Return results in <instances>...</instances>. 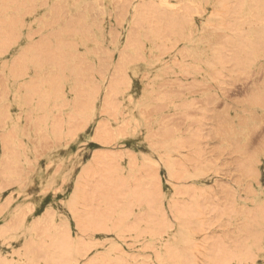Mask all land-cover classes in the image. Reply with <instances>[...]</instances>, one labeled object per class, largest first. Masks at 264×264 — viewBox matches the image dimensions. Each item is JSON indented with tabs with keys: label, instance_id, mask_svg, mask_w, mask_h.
Returning a JSON list of instances; mask_svg holds the SVG:
<instances>
[{
	"label": "rangeland",
	"instance_id": "rangeland-1",
	"mask_svg": "<svg viewBox=\"0 0 264 264\" xmlns=\"http://www.w3.org/2000/svg\"><path fill=\"white\" fill-rule=\"evenodd\" d=\"M0 70V264H264V0H0Z\"/></svg>",
	"mask_w": 264,
	"mask_h": 264
},
{
	"label": "bare ground",
	"instance_id": "bare-ground-1",
	"mask_svg": "<svg viewBox=\"0 0 264 264\" xmlns=\"http://www.w3.org/2000/svg\"><path fill=\"white\" fill-rule=\"evenodd\" d=\"M59 1H61V0H59ZM76 1H77V0H76ZM163 1H164V0H163ZM59 3H60V2H59ZM73 4H74V3H73ZM98 4H100V2H99ZM160 4H161V3H159V5H160ZM161 5H162V4H161ZM162 6H164V5H162ZM165 6H166V5H165ZM59 8H60V7H59ZM161 8H162V7H161ZM162 9H163V8H162ZM57 10H59V9L57 8ZM59 12H60V11H59ZM77 12H78V11H77ZM164 12H165V11H164ZM134 14H135V13H134ZM138 14H139V13H138ZM77 15H78V14H77ZM79 15H80V14H79ZM93 15H94V14H93ZM93 15H91V16H93ZM95 15H96V13H95ZM163 15H164V13H163ZM165 15H166V13H165ZM73 16H74V15H73ZM73 16H72V17H73ZM75 16H76V14H75ZM135 16H136V15H135ZM78 17H79V16H78ZM84 17H85V16H84ZM94 17H95V16H94ZM162 17H163V16H162ZM59 18H60V17H59ZM92 18H93V17H92ZM60 19H61V18H60ZM60 19H59V20H60ZM67 19H71V18H68V17H67ZM93 19L95 20V18H93ZM164 19H165V18H164ZM59 20H58V21H59ZM76 20H77V22H78V19H77V18H76ZM76 20H75V21H76ZM79 20H80V19H79ZM90 20H91V19H90ZM122 20H123V19H122ZM165 20H166V19H165ZM71 21H72V19L68 21V22H70V24L68 23L70 26L72 25ZM73 21H74V20H73ZM83 22H84V18H83ZM83 22H82V23H83ZM94 22H95V21H94ZM78 23H79V22H78ZM82 23H81V24H82ZM58 24H59V22H58ZM68 24H67V26H69ZM83 25H84V23H83L82 25H80V26H83ZM92 25H93V23H92ZM97 25H98V24H97ZM65 26H66V25H65ZM75 26H76V25H75ZM77 26H78V25H77ZM80 26H79V27H80ZM85 26H86V25H85ZM85 26H84V29L86 28ZM87 26H88V25H87ZM94 26H95V25H94ZM120 26H121V25H120ZM133 26H134V25H133ZM62 27H63V26H62ZM96 27H97V26H96ZM63 28H64V27H63ZM70 28L74 29V28H73V25H72V27H70ZM88 28H89V27H88ZM98 28H100V27H98ZM133 28H135V27H133ZM96 29H97V28H96ZM131 29H132V28H131ZM61 30H62V29H60V32H61ZM65 30H67V29H65ZM69 30H70L71 33L73 32V31H71V29H69ZM82 30H83V29H82ZM97 30H98V29H97ZM133 30H134V29H133ZM135 30H136V29H135ZM58 31H59V30H58ZM58 31H57V32H58ZM78 31H79V30H78ZM92 31H93V30H92ZM136 31H137V30H136ZM67 32H68V31H67ZM67 32H66V33H67ZM70 32H69V33H70ZM74 32H76V31H74ZM74 32H73V33H74ZM80 32H81V31H80ZM80 32H79V33H80ZM84 32H85V30H84ZM87 32H88V31H87ZM97 32H98V31H97ZM101 32H102V30H101ZM130 32H131V31H130ZM85 33H86V32H85ZM85 33H84V35L86 36ZM90 33H91V31H90ZM93 33H94V32H93ZM127 33H128V32H127ZM134 33H135V32H134ZM134 33H133V34H134ZM60 35H61V34H60ZM62 35H64V34H62ZM67 35H68V34H67ZM130 35H132V34H130ZM134 35H135V34H134ZM143 35H144V34H143ZM145 35H146V34H145ZM71 36H73V34H71ZM76 36H77V34H76ZM138 36H139V35H138ZM62 37H63V36H62ZM68 37H69V36H68ZM91 37H94V38H95V36H91ZM57 38H59V36H58ZM69 38H70V37H69ZM73 38H74V37H73ZM116 38H117V37H116ZM127 38H128V37H126V39H127ZM143 38H144V37H143ZM63 39H64V38H63ZM70 39H71V38H70ZM92 39H93V38H92ZM129 39H131V38H129ZM129 39H128V40H129ZM132 39H133V38H132ZM132 39H131V40H132ZM138 39H140V38H138ZM55 40H57V39H55ZM59 40H60V39H59ZM82 40H83V39H82ZM134 40H135V38H134ZM134 40H133V41H134ZM136 40H137V36H136ZM60 41H63V40L61 39ZM111 41H113V40H111ZM129 41H130V40H129ZM129 41H128V42H129ZM64 42H65V41H64ZM69 42H70V41H69ZM73 42H74V41H72L71 44H73ZM79 42H80V41H79ZM128 42H127V44H130V43L134 44L132 41H130V43H128ZM134 42H135V41H134ZM136 42H137V41H136ZM136 42H135V44L133 45V46L135 47V49H136V46H135V45H137ZM138 42H139L138 44H140V41H138ZM59 43H60V42H59ZM65 43H67V46H68V42H65ZM114 43H115V41H114ZM114 43H113V44H114ZM62 44H63V42H62ZM132 44H131V45H132ZM57 45H58V44H57ZM143 45H144V44H142V46H143ZM59 46H60V45H59ZM73 46H74V45H73ZM73 46H70V45H69V47H73ZM76 46H77V45H76ZM114 46H115V45H114ZM126 46H127V45H126ZM137 46H138V45H137ZM140 46H141V45H140ZM140 46H138V47H140ZM64 47H66V46L64 45ZM74 47H75V46H74ZM131 47H132V46H131ZM58 48H59V47H58ZM62 48H63V47H62ZM67 48H68V47H67ZM83 48H84V47H83ZM125 48H126V47H125ZM56 49H57V48H56ZM65 49H66V48H65ZM65 49H64V51H63L62 53L65 52ZM69 49H71V48H69ZM72 49H73V48H72ZM75 49H76V47H75ZM75 49H74V50H75ZM123 49H124V48H123ZM126 49H127V48H126ZM139 49H140V48H139ZM142 49H144V48H142ZM59 50H61V49H58V51H59ZM95 50H96V49H95ZM97 50L99 51V49H97ZM97 50H96V51H97ZM136 50H137V49H136ZM93 51H94V50H93ZM124 51H125V50H124ZM139 51H140V50H139ZM141 51H142V50H141ZM141 51H140V52H141ZM144 52H145V51H144ZM68 53H72V52H69V51H68ZM65 54H66V53H65ZM78 54H79V53H78ZM96 54H97V52H96ZM135 54H136V53H135ZM137 54H138V53H137ZM60 55H62V54H59V56H60ZM66 55H67V54H66ZM98 55H99V54H98ZM55 56H56V55H55ZM55 56H54V57H55ZM57 56H58V53H57ZM73 56H74V55L72 54V57H73ZM76 56H77V55H76ZM78 56H79V55H78ZM123 56H125V54H124V55H121V56H119V57L122 58ZM126 56H127V55H126ZM129 56H132V55H129ZM110 57H111V55H110ZM127 57H128V56H127ZM18 58L20 59V57H18ZM18 58H17V59H18ZM57 58H58V57H57ZM57 58H56V59H57ZM69 58H71V57H69ZM73 58H74V57H73ZM73 58H72L71 60H73ZM78 58H79V57H78ZM124 58H125V57H124ZM13 59L17 60L16 57L13 58ZM23 59H24V58H23ZM53 59H54V58H53ZM61 59H63V58L61 57ZM65 59H66V58H65ZM119 59H120V58H119ZM15 60H14V62H15ZM26 60H27V59H26ZM46 60H47V59H46ZM48 60L50 61V59H48ZM48 60H47L46 62H48ZM54 60H55V59H54ZM74 60H76V59H74ZM77 60H78V59H77ZM77 60H76V61H77ZM20 61H21V59H20ZM24 61H25V60H24ZM34 61L36 62V60H34ZM37 61H39V59H38ZM43 61H44V60H43ZM52 61H53V60H52ZM52 61H51V62H52ZM60 61H61V60H60ZM66 61H68V60H66ZM11 62H13V61H11ZM11 62H10V63H11ZM14 62H13V63H14ZM17 62H18V61H17ZM21 62H22V61H21ZM27 62H28V61H27ZM31 62H32V61H31ZM31 62H30V64L33 63V62H32V63H31ZM35 62H34V64H35ZM55 62H56V61H55ZM55 62H54V65L57 66V69H56V71H57V70H59V68H58V64H56L58 61H57L56 63H55ZM6 63H7V62H6ZM13 63H12V64H13ZM15 63H16V62H15ZM15 63H14V64H15ZM58 63H59V62H58ZM19 64H20V63H19ZM23 64H24V63L22 62V65H21V64H20V65H21V66H25V65H23ZM36 64H37V63H36ZM66 64H67V63H66ZM10 65H11V64H10ZM54 65H52V66H54ZM5 66H6V65H5ZM15 66H17V65L15 64ZM32 66H33V65H32ZM48 66H49V65H48ZM59 66H60V65H59ZM63 66H64V69L67 67L66 65H63ZM63 66H62V68H63ZM65 66H66V67H65ZM73 66H74V64H73ZM103 66H104V65H103ZM25 67H27V66H25ZM37 67H38V66H37ZM42 67H44V66L41 65L40 68H42ZM49 67H51V65H50ZM70 67H71V66H70ZM70 67H69V69H70ZM74 67H76V66H74ZM105 67H106V66H105ZM117 67H118V66H117ZM12 68H14V67H11V66L9 67V69H12ZM32 68H33V67H32ZM54 68H56V67H54ZM60 68H61V66H60ZM1 69H2V68H1ZM4 69H5V68H4ZM19 69L21 70V68H19ZM19 69H18V70L16 69V70H17V71H20ZM72 69H73V68H72ZM75 69H76V68H75ZM75 69H74V71H75ZM102 69H104V68H102ZM106 69H107V67H106ZM2 70H3V69H2ZM34 70L36 71V66L34 67ZM100 70H101V69H100ZM12 71H13V70H12ZM23 71H24V70H23ZM23 71H22V72H23ZM27 71H28V70H27ZM27 71H26V72H27ZM51 71H52V70H51ZM51 71H50V72H51ZM63 71H64V70H62V72H63ZM71 71H72V70H71ZM71 71H70V72H71ZM101 71H102V70H101ZM0 72H1V70H0ZM9 72H11V71H9ZM14 72H15V71H14ZM14 72H13V73H14ZM40 72H41V71H40ZM47 72H48V71H47ZM59 72H60V71H59ZM59 72H58V73H59ZM66 72H67V71H66ZM15 73L17 74V72H15ZM44 73H45V72H44ZM56 73H57V72H56ZM96 73H97V72H96ZM7 74H8V73H7ZM23 74H24V76H26V75H25L26 73H21V75H23ZM34 74H35V73H34ZM42 74H43V73H42ZM45 74H46V73H45ZM103 74H104V73H103ZM103 74H101V75H103ZM0 75H2V74H0ZM4 75H5V74H4ZM13 75H14V74H13ZM18 75H19V74H18ZM21 75H20V77H22ZM46 75H47V74H46ZM51 75H52V74H51ZM54 75H55V74L53 73V76H54ZM56 75H58V74H56ZM71 75H72V74H71ZM44 76H45V75H44ZM61 76H64V75L61 74ZM73 76H75V75H73ZM1 77H2V76H1ZM4 77H5V76L2 77V81H3V78H4ZM13 77H15V76H13ZM13 77L11 76V79H12ZM27 77H28V75H27ZM41 77H42V76H41ZM48 77H50V74H49ZM54 77H55V76H54ZM56 77H57V76H56ZM16 78H17V77H16ZM32 78H33V77H32ZM36 78H37V76H36ZM38 78H39V77H38ZM38 78H37V79H38ZM43 78H45V77H43ZM58 78H59V76H58ZM6 79H7V78H6ZM13 79H14V78H13ZM19 79H21V78H19ZM46 79H50V81H51L52 78H51V77H50V78H47V77H46ZM53 79H54V78H53ZM56 79H57V78H56ZM75 79H76V78H75ZM29 80H31V79H29ZM32 80H33V79H32ZM39 80H40V79H39ZM59 80H61V78H60ZM94 80H95V78H94ZM2 81H1V82H2ZM12 81H13V80H12ZM14 81H15V80H14ZM37 81H38V80H37ZM44 81L47 82V80H45V79H44ZM52 81H53V80H52ZM52 81H51V82H52ZM57 81H58V80H56V82H57ZM61 81H62V80H61ZM76 81H77V80H76ZM4 82H5V81H4ZM4 82H3V84H4ZM6 82H7V80H6ZM8 82H9V81H8ZM28 82H29V81H28ZM38 82H39V81H38ZM42 82H43V79H42ZM42 82H41V83H42ZM51 82H49V83H51ZM58 82H59V81H58ZM29 83H30V82H29ZM29 83H27V84H29ZM44 83H45V82H44ZM90 83H92V81H91ZM5 84H6V83H5ZM31 84H36V83H31ZM59 84H60V82H59ZM62 84H63V83H62ZM19 85H20V84H19ZM19 85H18V86H19ZM45 85H47V83H46ZM51 85H52V83H51ZM51 85H49V86L51 87ZM56 85H57V84H56ZM76 85H77V84H76ZM94 85H95V84H94ZM0 86H1V88H2V85H0ZM21 86H22V85H21ZM40 86H41V84H40ZM42 86H43V85H42ZM49 86H48L47 89H49ZM54 86H55V85H54ZM91 86H92V85H91ZM91 86H90V87H91ZM5 87H6V86H4V88H5ZM23 87H25V85H23ZM26 87L28 88V86H26ZM37 87L39 88V85H38ZM62 87H63V86H62ZM73 87H74V86H73ZM75 87H76V86H75ZM20 88H22V87H20ZM27 88H23V89H24V90H25V89L27 90ZM32 88H33V87H32ZM34 88H36V87H34ZM53 88L55 89V87H53ZM57 88H58V87H57ZM57 88H56V89H57ZM71 88H72V87H71ZM96 88H97V87H96ZM2 89H3V88H2ZM12 89H13V88H12ZM18 89H19V87H18ZM28 89H29V88H28ZM39 89H40V88H39ZM39 89L37 90L38 93H39ZM50 89H51V88H50ZM59 89H60V88H59ZM78 89H79V88H78ZM88 89H89V88H88ZM3 90H5V89H3ZM19 90H20V89H19ZM31 90H32V89H31ZM45 90H46V88H45ZM72 90H73V88H72ZM74 90H75V89H74ZM74 90L72 91V93L75 92ZM92 90H93V89H92ZM1 91H2V90H1ZM62 91H63V88H62ZM76 91H78V90H76ZM2 92H3V91H2ZM15 92H16V91H15ZM27 92H28V91H27ZM29 92H30V91H29ZM44 92H45V91L43 90V93H44ZM52 92H53V91H52ZM55 92H56V90L54 91V93H55ZM108 92H109V91H108ZM0 93H1V92H0ZM6 93H7V92H6ZM9 93H10V92H9ZM33 93H34V91H33ZM47 93H48V92H47ZM56 93H57V92H56ZM60 93H62V92H60ZM75 93H76V92H75ZM110 93H111V92H110ZM1 94H3V93H1ZM1 94H0V95H1ZM13 94H14V93H13ZM49 94H50V93H49ZM79 94H80V93H79ZM79 94H78V96H81V95H79ZM22 95H23V94H22ZM24 95H25V93H24ZM31 95H32L31 97H33V94H31ZM35 95H36V94H35ZM42 95H43V94H42ZM54 95H55V94H54ZM54 95H52V96H54ZM60 95H62V94H60ZM64 95H65V93H64ZM6 96H7V95H6ZM13 96H14V95H13ZM19 96H20V95H19ZM27 96H28V95H27ZM40 96H41V95H40ZM48 96H49V95H48ZM62 96H63V95H62ZM75 96H76V94H75ZM4 97H5V96H4ZM4 97H3V98H4ZM29 97H30V96H29ZM29 97H28V98H29ZM31 97H30V98H31ZM38 97H39V96H38ZM45 97H46V96H45ZM49 97L51 98V96H49ZM19 98H20V97H19ZM26 98H27V97H26ZM26 98H25V100H26ZM42 98H43V97H42ZM80 98H81V97H80ZM83 98H84V96H83ZM83 98H82V99H83ZM5 99H7V98L5 97ZM13 99H15V97L12 98V100H13ZM17 99H18V98H17ZM20 99H21V98H20ZM45 99H46V98H45ZM45 99H44V100H45ZM55 99H56V96H55ZM76 99H78V98H76ZM111 99H112V98H111ZM38 100H40V98H39ZM46 100H48V99H46ZM46 100H45V101H46ZM52 100H53V99H52ZM59 100H60V99H59ZM79 100H80V99H79ZM113 100H114V99H113ZM210 100H211V99H210ZM0 101H2V100H0ZM21 101H22V100H21ZM28 101H29V100H28ZM32 101H33V100H32ZM36 101H37V100H36ZM80 101H81V100H80ZM89 101H90V100H89ZM213 101H214V99H213ZM213 101H212V102H213ZM13 102H14V101H13ZM22 102H23V101H22ZM29 102H30V101H29ZM38 102H39V101H38ZM72 102H73V100H72ZM82 102H83V101H82ZM82 102H80V103L82 104ZM114 102H115V101H114ZM6 103H7V102H6ZM27 103H28V102H27ZM32 103H33V102H32ZM62 103H64V102H62ZM66 103H67V102H66ZM66 103H64V104L66 105ZM77 103H78V102H77ZM77 103H75L76 106H77ZM107 103H108V101H107ZM207 103L210 104V102H207ZM8 104H9V103H8ZM8 104H6V105L4 104V106L7 107ZM24 104H26V103H24ZM53 104H54V103H53ZM53 104H52V105H53ZM115 104H116V103H115ZM211 104H213V103H211ZM211 104H210V105H211ZM22 105H23V104H22ZM26 105H30V106H31L32 104L30 103V104H26ZM37 105H38V104H37ZM42 105H43V103H42ZM213 105H215V104H213ZM8 106H9V105H8ZM17 106H18V105H17ZM38 106H39V105H38ZM44 106H45V103H44ZM54 106H55V105H54ZM56 106H57V105H56ZM58 106H59V105H58ZM63 106H64V105H63ZM112 106H113V105H112ZM114 106H115V105H114ZM208 106H209V105H208ZM6 107H5V108H6ZM22 107H23V106H22ZM22 107H21V108H22ZM40 107H41V109H43V108H42L43 106H40ZM64 107H65V106H64ZM66 107H67V106H66ZM81 107H82V105H81ZM81 107H78V106H77L76 108H77V109H78V108L80 109ZM108 107H109V106H108ZM160 107H161V106H160ZM1 108H3V107H1ZM5 108H4V109H5ZM28 108H29V107H28ZM32 108H33V107H32ZM45 108H46V107H45ZM52 108H53V107H52ZM56 108H57V107H56ZM83 108H84V107H83ZM83 108H82V111H83ZM109 108H110V107H109ZM6 109L8 110V108H6ZM72 109H73V108H72ZM113 109H115V107H114ZM2 110H3V109H2ZM73 110H75V109H73ZM110 110H111V108H110ZM115 110H116V109H115ZM5 111H6V110H5ZM5 111H4V112H5ZM35 111H36V110H35ZM39 111H40V110H39ZM49 111H50V110H49ZM76 111H77V110H76ZM76 111H75V112H76ZM1 112H2V111H1ZM37 112H38V111H37ZM75 112H74V113H75ZM107 112H108V111H107ZM107 112H106V113H107ZM6 113H7V111H6ZM6 113H5V114H6ZM29 113H30V111H29ZM42 113H43V112H42ZM79 113H80V112H79ZM79 113H78V114H79ZM20 114H21V113H20ZM27 114H28V112H27ZM80 114H81V113H80ZM111 114H112V113H111ZM113 114H114V113H113ZM115 114H116V113H115ZM1 115H3V114L1 113ZM76 115H77V114H76ZM4 116H5V115H4ZM6 116H7V115H6ZM6 116L3 117V118H6ZM18 116H19V114H18ZM25 116H26V115H25ZM45 116H46V115H45ZM53 116H54V114H53ZM57 116H58V115H57ZM105 116H107V115H105ZM27 117H30V115H29V116L27 115ZM41 117H42V116H41ZM41 117H40V118H41ZM43 117H44V116H43ZM55 117H56V114H55ZM60 117H62V116H61V113H60L59 118H60ZM65 117H66V116H65ZM77 117H78V116H77ZM81 117H82V116H81ZM40 118H39V120H40ZM52 118H53V117H52ZM52 118H51V119H52ZM66 118H67V117H66ZM70 118L72 119L71 116H70ZM181 118H182V117H181ZM26 119H27V118H26ZM26 119H25V120H26ZM44 119H45V118H44ZM44 119L41 118L42 121H43ZM53 119H54V118H53ZM62 119H63V118H62ZM1 120H2V119H1ZM1 120H0V121H1ZM3 120H5V119H3ZM56 120H57V119H56ZM17 121H19V120H17ZM26 121H27V120H26ZM28 121H30V120H28ZM54 121H55V120H54ZM54 121H53V122H54ZM57 121H58V120H57ZM183 121H184V120H183ZM2 122H3V121H2ZM44 122H45V120H44ZM55 122H56V121H55ZM75 122H76V120H75ZM107 122H108V121H107ZM25 123H26V122H25ZM39 123H40V122H39ZM42 123H43V122H42ZM51 123H52V121H51ZM56 123H57V122H56ZM1 124H2V123H1ZM28 124H29V123H28ZM35 124H36V123H35ZM61 124H62V123H61ZM25 125H26V124H25ZM56 125H57V124H56ZM56 125H55V126H56ZM58 125H59V124H58ZM16 126H17V125H16ZM50 126H53V125H50ZM2 127H4V125H2ZM35 127H36V125H35ZM37 127L39 128V126H37ZM37 127H36V128H37ZM45 127H46V126H45ZM61 127H62V125H60V131L62 130ZM107 127H108V126H107ZM107 127H106V128H107ZM12 128H13V127H12ZM12 128H11V129H12ZM36 128H35V129H36ZM56 128H57V127H56ZM58 128H59V127H58ZM104 128H105V127H104ZM104 128H101V127H100V129H104ZM106 128H105V129H106ZM3 129H4V128H3ZM46 129H47V128H46ZM50 129H51V128H50ZM54 129H55V128H54ZM80 129H81V128H80ZM172 129H173V127H172ZM12 130H13V129H12ZM25 130H26V129H25ZM56 130L58 131V129H56ZM67 130H69V129H67ZM76 130H77V129H76ZM76 130H75V131H76ZM175 130H176V128H175ZM175 130H174V131H175ZM10 131H11V130H10ZM10 131H9V132H10ZM23 131H24V130H23ZM52 131H53V130H52ZM79 131H80V130H79ZM99 131H101V130H99ZM103 131H104V130H103ZM163 131H164V130H163ZM11 132H12V131H11ZM13 132H14V131H13ZM38 132H39V130H38ZM68 132H70V131H68ZM97 132H98V131H97ZM107 132H108V131H107ZM171 132H172V131H171ZM24 133H25V132H24ZM52 133H53V132H52ZM73 133L75 134V133H77V132H74V131H73ZM14 134H15V133H14ZM34 134H35V133H34ZM43 134H45V133H43ZM57 134H58V133H57ZM67 134H68V133H66V135H67ZM74 134H73V135H74ZM96 134H97V133H96ZM105 134H106V133H105ZM6 135H8V134H6ZM6 135H5V136H6ZM10 135H12V137L14 136L13 133L10 134ZM15 135H16V134H15ZM22 135H23V134H22ZM36 135H37V134H36ZM45 135H46V134H45ZM66 135H65V136H66ZM71 135H72V134H71ZM102 135H104V134H102ZM109 135H110V133H109ZM169 135H170V134H169ZM40 136H41V135H40ZM47 136H48V135H47ZM69 136H70V135H69ZM100 136H101V133H100ZM111 136H112V135H111ZM3 137H4V136H3ZM6 137H8V136H6ZM36 137H37V136H36ZM44 137H45V136H44ZM44 137H43V138H44ZM101 137H102V136H101ZM14 138H15V137H14ZM41 138H42V136H41ZM43 138H42V139H43ZM45 138H46V137H45ZM48 138H49V137H48ZM60 138H61V137H60ZM103 138H106V137L104 136V137H102V139H103ZM109 138H110V137H109ZM113 138H114V137H113ZM42 139L40 140L41 142L44 141V140H42ZM55 139H56V137H55ZM110 139H111V138H110ZM15 140H16V139H15ZM33 140H34V139H33ZM56 140H57V139H56ZM2 141H3V140H2ZM58 141H59V139H58ZM103 141H104V140H103ZM19 142H21V140H19ZM33 142H34V141H33ZM45 142H46V140H45ZM48 142H49V141H48ZM4 143H5V142H4ZM10 143H11V142H10ZM35 143H36V139H35ZM43 143H44V142H43ZM2 144H3V143H2ZM7 144H9V142H7ZM21 144H22V142H21ZM36 145H37V144H36ZM38 145H39V144H38ZM41 145H42V144H41ZM41 145H40V146H41ZM7 146H8V145H7ZM15 146H16V145H15ZM49 146H51V145H49ZM18 147L21 148V146H18ZM7 148H8V147H7ZM10 148H11V147H10ZM10 148H9V150H11ZM13 148H14V147H13ZM24 148H25V147H24ZM24 148L22 149V151H24ZM34 148H35V147H34ZM41 148H42V147H41ZM45 148H46V147H45ZM2 149H3V147H2ZM48 149H49V147H48ZM7 150H8V149H7ZM13 150H14V149H13ZM42 150H43V149H42ZM46 150H47V149H46ZM15 151H16V150H15ZM33 151H34V149H33ZM43 151H44V150H43ZM3 152H4V151H3ZM3 152H2V154H3ZM11 152H12V150H11ZM17 152L19 153L18 150L16 151V154H17ZM34 152H37L36 149H35ZM39 152L41 153V151H39ZM4 153H5V152H4ZM11 154H12V153H11ZM4 155H5V154H4ZM9 155H10V154H9ZM9 155H8V156H9ZM14 155H15V153H14ZM17 155H19V154H17ZM24 155H25V153H24ZM39 155H40V154H39ZM12 156H13V154H12ZM35 156L37 157V155H35ZM104 156H105V155H104ZM109 156H110V155H109ZM112 156H113V155H112ZM25 157H26V156H25ZM114 157H115V156H114ZM11 158H12V157H11ZM11 158H10V159H11ZM18 158H19V157H18ZM18 158H17V159H18ZM37 158H38V157H37ZM112 158H113V157H112ZM112 158H111V159H112ZM3 159H4V158H3ZM5 159H7V158H5ZM5 159H4V160H5ZM10 159H9V160H10ZM25 159H27V158H25ZM108 159H109V158H108ZM111 159L108 160V162H110ZM11 160H12V159H11ZM112 160H113V159H112ZM2 161H3V160H2ZM5 161H6V160H5ZM13 161H14V160H13ZM113 161H114V160H113ZM116 161H117V160H116ZM14 162H15V161H14ZM14 162L11 161V163H13V164H14ZM28 162H29V161H28ZM30 162H31V161H30ZM30 162H29V163H30ZM33 162H34V161H33ZM102 162H103V161H102ZM108 162H107V164H108V166H109V163H108ZM2 163H3V162H2ZM8 163H9V161H8ZM34 163H35V162H34ZM105 163H106V162H105ZM111 163H112V162H111ZM111 163H110V164H111ZM0 164H1V163H0ZM9 164H10V163H9ZM13 164H12V165H13ZM31 164H32V162H31ZM103 164H104V163H102V165H103ZM116 164H117V163H116ZM168 164H169V163H168ZM4 165H5V163H4ZM112 165L115 166V163H113ZM112 165H111V168L114 169V167H112ZM2 166H3V164H2ZM2 166H1V167H2ZM10 166H11V165H10ZM19 166H20V165H19ZM3 167H4V166H3ZM5 167H8V166L6 165ZM11 167H12V166H11ZM31 167H32V166H31ZM106 167H107V166L104 167V165L102 166V168H106ZM109 167H110V166H109ZM118 167H119V166H118ZM8 168H9V167H8ZM15 168H16V167H15ZM15 168H14L13 170H15ZM17 168H18V167H17ZM17 168H16V170H17ZM22 168H23V167H22ZM115 168L117 169L116 166H115ZM2 169L5 170L4 168H2ZM2 169H1V170H2ZM10 169H11V168H10ZM109 169H110V168H109ZM120 169H121V168H120ZM6 170H7V169H6ZM6 170H5V171H6ZM110 170H111V169H110ZM169 170H170V169H169ZM5 171H4V172H5ZM20 171H21V170H20ZM30 171H31V170H30ZM111 171H112V170H111ZM9 172H10V171H9ZM13 172H14V171H13ZM15 172H16V171H15ZM21 172H22V171H21ZM98 172H99V171H98ZM0 173H3V171H1ZM3 174H4V173H3ZM14 174H15V173H14ZM14 174H13V175H14ZM21 174H22V173H21ZM0 175H1V174H0ZM4 175H5V174H4ZM16 175H17V174H16ZM16 175H15V176H16ZM8 176H9V175H8ZM8 176H5V177H8ZM1 177H3V176H1ZM18 177H19V176H18ZM25 177H26V176H25ZM8 178H10V177H8ZM0 179H1V178H0ZM23 179H24V178H23ZM1 180H2V179H1ZM7 180L10 181L9 179H7ZM21 180H22V179H21ZM2 181H3V180H2ZM2 181H1V182H2ZM13 181H15V180H13ZM10 183H11V184H14V183L17 184L18 182H17V183H16V182H9V184H6V182H5L4 185H10ZM2 184H3V183H1V185H2ZM1 185H0V186H1ZM22 185H23V184H22ZM7 187H9V186H7ZM87 187H88V186H87ZM5 188H6V187H5ZM5 188H4V189H5ZM88 188H89V187H88ZM60 189H61V188H60ZM88 192H89V191H88ZM122 198H123V196H122ZM11 199H12V198H11ZM120 199H121V198H119V201H120ZM72 201H73V200H72ZM74 201H75V200H74ZM8 202H9V201H8ZM120 202H121V201H120ZM74 203H75V202H74ZM121 205H122V204H121ZM121 207H123V206H121ZM127 208L129 209V207H127ZM2 209H3V208H2ZM121 209H122V208H121ZM189 209H190V208H189ZM129 210H130V209H129ZM185 210H186V209H185ZM71 211H72V210H71ZM77 211H78V210H77ZM86 212H87V211H86ZM122 212H123V211H122ZM131 212H132V211H131ZM49 213H50V212H49ZM79 213H80V211H79ZM128 213H130V212H128ZM128 213H127V214H128ZM127 214H126V215H127ZM88 215H89V214H88ZM122 215H123V214H122ZM122 215H121V216H122ZM126 215H124V216H126ZM130 215H131V214H130ZM52 217H53V216H52ZM79 217H80V216H79ZM108 217H110V216H108ZM130 217H131V216H130ZM81 218H82V217H81ZM104 218H106V217H104ZM88 219L90 220V218H88ZM102 219H103V218H102ZM126 219H127V218H126ZM119 220H120V219H119ZM104 221H105V220H104ZM80 222H81V221H80ZM86 222H87V221H86ZM105 222H107V218H106V221H105ZM122 222H123V221H122ZM102 223H103V222H102ZM84 224H85V223H84ZM117 224H118V223H117ZM117 224H116V225H117ZM121 224H122V223H121ZM121 224H120V225H121ZM89 225L91 226V223H90ZM116 225H115V226H116ZM120 225H118V227H120ZM95 226L98 227V223H97V225L95 224ZM101 226H102V224L99 225V227H101ZM104 226H105V225H104ZM113 226H114V225H113ZM113 226H112V227H113ZM115 226H114V227H115ZM93 227H94V225H93ZM97 227H96V228H97ZM91 228H92V227H91ZM105 229H106V228H105ZM112 229H114V228H112ZM115 229H116V228H115ZM106 230H107V229H106ZM164 230H165V229H164ZM108 231H109V230H108ZM162 233H163V232H162ZM162 233H161V234H162ZM179 235H180V233H179ZM158 236H160V235H158ZM167 243H168V242H167ZM164 244H165V243H164ZM174 247H175V245H174ZM163 248H164V247H163ZM167 248H168V247H167ZM171 248H172V247H171ZM113 249H114V248H113ZM173 249H174V248H173ZM176 249H177V248H176ZM179 249H181V248H179ZM171 251H172V249H171ZM171 251H170V252H171ZM180 251H181V250H180ZM171 254H173V253H171ZM178 255H179V254H178ZM178 255H177V256H178ZM174 256H175V255H174ZM162 257H163V256H162ZM169 257H171V256H169ZM175 258H176V257H175ZM169 259H173V258H169ZM164 260H165V259H164ZM173 260H174V259H173ZM108 262H109V261H108ZM109 263H111V262H109ZM112 263H113V261H112Z\"/></svg>",
	"mask_w": 264,
	"mask_h": 264
}]
</instances>
